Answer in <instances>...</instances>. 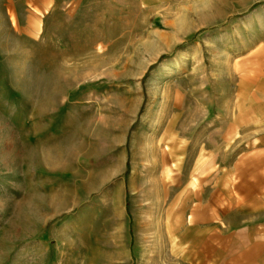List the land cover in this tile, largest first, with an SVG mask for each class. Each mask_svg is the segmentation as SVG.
I'll list each match as a JSON object with an SVG mask.
<instances>
[{
  "label": "rangeland",
  "instance_id": "obj_1",
  "mask_svg": "<svg viewBox=\"0 0 264 264\" xmlns=\"http://www.w3.org/2000/svg\"><path fill=\"white\" fill-rule=\"evenodd\" d=\"M262 172L264 0H0V264H252Z\"/></svg>",
  "mask_w": 264,
  "mask_h": 264
},
{
  "label": "crops",
  "instance_id": "obj_2",
  "mask_svg": "<svg viewBox=\"0 0 264 264\" xmlns=\"http://www.w3.org/2000/svg\"><path fill=\"white\" fill-rule=\"evenodd\" d=\"M219 175H220V183L216 184V181L214 183V180L212 182H209L210 188L214 191L217 186H219V189H217L215 192V195H213L212 198L205 197L202 204H189L190 211L187 215V224H190V220L192 222H196L194 218H199L200 214L203 215V222L204 224L200 225L201 230L205 233L206 236H211L212 239V245L213 248L217 249L216 244V238L219 236V238H224L223 246L226 243V231H227V168H218ZM264 173V172H262ZM261 190V192H260ZM219 194H218V192ZM256 193L253 195V198L251 200H248V198H242V205L241 209H243V212L246 216L249 218H246L243 221H251L255 223H259L260 225L256 226V229L258 230L257 233L252 234L250 239V246L251 251L249 252L253 256V263L256 264V255L263 256L261 258V261L264 264V186L259 188V183L255 186ZM260 192V193H259ZM243 207V208H242ZM201 220V219H197ZM192 223L189 225V231H191ZM196 228V227H195ZM197 229H195L196 231ZM199 230V229H198ZM215 238V240H214ZM189 239L191 237L189 236ZM255 248H258L255 250ZM223 249H226L225 247ZM212 258L209 260V262H213L211 264H225V256L227 254V250H222V247H219V251H212Z\"/></svg>",
  "mask_w": 264,
  "mask_h": 264
},
{
  "label": "bare ground",
  "instance_id": "obj_3",
  "mask_svg": "<svg viewBox=\"0 0 264 264\" xmlns=\"http://www.w3.org/2000/svg\"><path fill=\"white\" fill-rule=\"evenodd\" d=\"M158 120H159V119H158ZM157 122H158V121H157ZM168 140H170L171 144L174 145V139H173V138H169ZM163 141H164V140H163ZM159 143H162V142L159 140L158 144H159ZM172 145H171V146H172ZM171 146H170L169 148H167V150H165V151H167V152L162 151L163 155L160 154V155H161V161H162V162L165 161V160L167 159V156L172 155V153H173V149L171 148ZM166 153H167V154H166ZM116 246H117V247L115 248L114 255H113V259H115V260H119V259H121V252H120V249H119V245H116Z\"/></svg>",
  "mask_w": 264,
  "mask_h": 264
}]
</instances>
